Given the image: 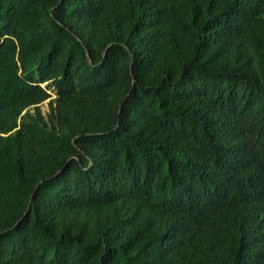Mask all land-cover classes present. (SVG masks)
<instances>
[{
    "label": "trees",
    "instance_id": "16d2710c",
    "mask_svg": "<svg viewBox=\"0 0 264 264\" xmlns=\"http://www.w3.org/2000/svg\"><path fill=\"white\" fill-rule=\"evenodd\" d=\"M0 264H264V0H0Z\"/></svg>",
    "mask_w": 264,
    "mask_h": 264
},
{
    "label": "rangeland",
    "instance_id": "374dc122",
    "mask_svg": "<svg viewBox=\"0 0 264 264\" xmlns=\"http://www.w3.org/2000/svg\"><path fill=\"white\" fill-rule=\"evenodd\" d=\"M52 94H53V96H55V91L52 90ZM42 107H43V110L47 111V108H48L47 103L43 104Z\"/></svg>",
    "mask_w": 264,
    "mask_h": 264
}]
</instances>
